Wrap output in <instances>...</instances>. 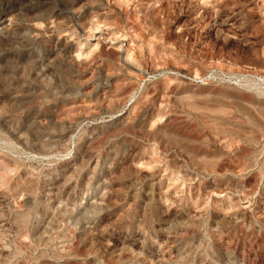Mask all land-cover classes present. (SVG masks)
<instances>
[{
  "label": "rangeland",
  "instance_id": "rangeland-1",
  "mask_svg": "<svg viewBox=\"0 0 264 264\" xmlns=\"http://www.w3.org/2000/svg\"><path fill=\"white\" fill-rule=\"evenodd\" d=\"M0 264H264V0H0Z\"/></svg>",
  "mask_w": 264,
  "mask_h": 264
}]
</instances>
